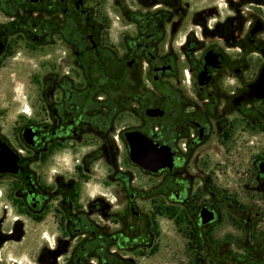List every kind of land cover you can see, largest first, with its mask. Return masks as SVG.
Here are the masks:
<instances>
[{"label": "flooded vegetation", "instance_id": "af4514ba", "mask_svg": "<svg viewBox=\"0 0 264 264\" xmlns=\"http://www.w3.org/2000/svg\"><path fill=\"white\" fill-rule=\"evenodd\" d=\"M17 50L33 96L12 128L0 96V263L26 241L37 264H136L159 211L187 264H264V0H0V68Z\"/></svg>", "mask_w": 264, "mask_h": 264}, {"label": "rangeland", "instance_id": "374dc122", "mask_svg": "<svg viewBox=\"0 0 264 264\" xmlns=\"http://www.w3.org/2000/svg\"><path fill=\"white\" fill-rule=\"evenodd\" d=\"M13 60L9 59L2 68H0V96L5 97L8 101V127L12 128L13 118L20 111L24 118H28L31 113L28 100L33 96L31 79L34 74L33 57L28 54L21 56L17 50L12 55ZM20 100V103H19ZM20 104V108H19ZM264 143V140L260 141ZM67 163V162H66ZM66 167H72L67 164ZM158 211V210H157ZM26 230L31 233L32 227L28 223ZM152 249L147 252L144 258H136V264H187L181 259V250L179 239L174 233L171 225L167 224L159 211L153 216L152 231ZM32 248V244L24 241L20 245V261L18 260V246L6 245L4 254L7 260L0 264H37L31 257L27 255V251L23 249Z\"/></svg>", "mask_w": 264, "mask_h": 264}, {"label": "water", "instance_id": "95a60500", "mask_svg": "<svg viewBox=\"0 0 264 264\" xmlns=\"http://www.w3.org/2000/svg\"><path fill=\"white\" fill-rule=\"evenodd\" d=\"M249 97L264 99V71H261L255 83L250 85ZM131 158L141 169L151 173H158L163 168L161 156L157 151H153L150 160L146 159L138 149H131Z\"/></svg>", "mask_w": 264, "mask_h": 264}]
</instances>
